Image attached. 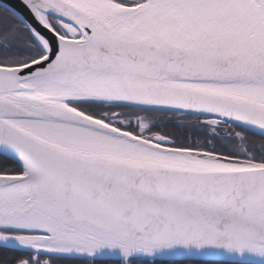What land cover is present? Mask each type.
Segmentation results:
<instances>
[{
	"label": "snow or ice",
	"instance_id": "6c2138e0",
	"mask_svg": "<svg viewBox=\"0 0 264 264\" xmlns=\"http://www.w3.org/2000/svg\"><path fill=\"white\" fill-rule=\"evenodd\" d=\"M0 249L264 264V0H0Z\"/></svg>",
	"mask_w": 264,
	"mask_h": 264
},
{
	"label": "trees",
	"instance_id": "16d2710c",
	"mask_svg": "<svg viewBox=\"0 0 264 264\" xmlns=\"http://www.w3.org/2000/svg\"><path fill=\"white\" fill-rule=\"evenodd\" d=\"M167 131H173L172 127L169 126ZM11 251H4L0 249V264H9L11 256ZM157 264H210L209 260H197V261H189V260H169V259H160L157 261Z\"/></svg>",
	"mask_w": 264,
	"mask_h": 264
},
{
	"label": "flooded vegetation",
	"instance_id": "af4514ba",
	"mask_svg": "<svg viewBox=\"0 0 264 264\" xmlns=\"http://www.w3.org/2000/svg\"><path fill=\"white\" fill-rule=\"evenodd\" d=\"M17 255H21V254L20 253H15V252H12V251L10 252L11 259H10L9 264H15L14 257L17 256Z\"/></svg>",
	"mask_w": 264,
	"mask_h": 264
},
{
	"label": "water",
	"instance_id": "95a60500",
	"mask_svg": "<svg viewBox=\"0 0 264 264\" xmlns=\"http://www.w3.org/2000/svg\"><path fill=\"white\" fill-rule=\"evenodd\" d=\"M12 2H14V3H15V2H16V0H12ZM179 260H180V259H179Z\"/></svg>",
	"mask_w": 264,
	"mask_h": 264
}]
</instances>
